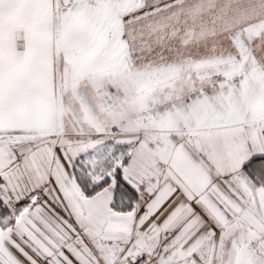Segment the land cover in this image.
Segmentation results:
<instances>
[{"label": "snow or ice", "instance_id": "1", "mask_svg": "<svg viewBox=\"0 0 264 264\" xmlns=\"http://www.w3.org/2000/svg\"><path fill=\"white\" fill-rule=\"evenodd\" d=\"M0 264H264V0H0Z\"/></svg>", "mask_w": 264, "mask_h": 264}]
</instances>
